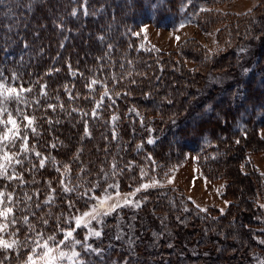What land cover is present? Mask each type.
I'll use <instances>...</instances> for the list:
<instances>
[{
	"label": "trees",
	"instance_id": "16d2710c",
	"mask_svg": "<svg viewBox=\"0 0 264 264\" xmlns=\"http://www.w3.org/2000/svg\"><path fill=\"white\" fill-rule=\"evenodd\" d=\"M73 9L76 16L71 15ZM87 10L94 14L84 15L83 0H0V72L9 83L15 74L20 78L17 85L32 87V93H25L30 100L47 85L48 97L40 96L39 105L25 108L37 117L39 133L29 130V147L35 144L43 155L69 164L73 180L83 185L81 191L98 184L94 195H103L102 189L113 182L104 179L113 163L123 170L115 178L119 192L128 194L150 178L161 181L192 153L205 178L225 182L223 198L229 202L223 213L214 207L201 212L181 190L140 191L139 208L119 209L106 217L102 240H89L104 246V260L89 259L93 264H252L255 256H264L256 240L264 236L256 222L264 174L251 161L252 155L264 153V0L246 15L202 17L205 25H221L214 52L196 41L173 52L149 50L141 31L144 0H87ZM245 67L251 69L241 75ZM222 75L236 82L213 83ZM92 79L106 85L115 100L113 104L104 97L95 117L91 112L103 88L101 83L91 85ZM48 104L64 107L53 110ZM9 107L15 110L17 105L10 102ZM113 115L119 117L115 123ZM85 122L89 136L84 135ZM31 158L38 163L34 154ZM142 170L147 173L143 180ZM59 175L50 164L25 172L26 180L35 176L39 182L25 184L22 190L17 185L16 193L23 196L39 189L42 201L48 191L45 181L57 187ZM72 199L81 211L94 203L77 200L75 193ZM34 210L37 216L30 221L37 230L62 239L55 231L56 217L68 212L62 195L54 205ZM46 213L47 226L37 219ZM61 226L69 227L62 220ZM129 226L133 239H116L117 228L127 233ZM17 227L20 239L31 235L26 225ZM84 231L77 230V238L83 239ZM28 251L20 249L17 255L0 250V260L7 255L4 264H22Z\"/></svg>",
	"mask_w": 264,
	"mask_h": 264
},
{
	"label": "snow or ice",
	"instance_id": "6c2138e0",
	"mask_svg": "<svg viewBox=\"0 0 264 264\" xmlns=\"http://www.w3.org/2000/svg\"><path fill=\"white\" fill-rule=\"evenodd\" d=\"M191 2V0H189ZM84 15L94 14L89 13L87 10V0H83ZM206 11V9H201ZM72 16L77 15V11L73 9ZM183 27V25H182ZM146 31V29H145ZM138 35V33H137ZM99 39L103 40L104 37L100 36ZM25 47L28 45L25 44ZM242 52L247 49H241ZM71 67V66H69ZM53 71H59V69H53ZM249 69H245L247 73ZM75 75V73H73ZM20 79L18 76L13 74L11 83L7 82V78L0 72V180L5 181L3 185H0V250L4 252L16 251L19 255L20 249H28L27 259L23 264H93V261L89 259L91 256H96L100 261L104 260L105 248L102 244L93 246L89 243L90 239L102 240L104 236L105 218L111 216L117 212L118 209L125 206L131 205L134 208H139L141 202H133L130 197H134L137 192L142 189L146 190L149 187L156 186L159 184L155 178H150V183H142L135 189L134 192L123 194V199H120L121 193L119 192V183L116 181L118 176L123 170L118 169L117 165L113 163L112 172L105 173L104 179H111L113 182L107 185V188H103V195H94L98 184H92L84 188L83 191L80 189L83 185L73 180L71 175V166L67 163L60 164L55 157L51 155H43L41 152L36 150V145L33 144L29 147V130L31 133L39 135L35 122L37 117L30 115L25 112V108L31 107L33 104L39 105V97H48V93L45 91L47 85H41V91L37 94L35 100H30L25 96V93H32V87H24L23 84L17 85L16 80ZM101 83L96 79L91 80V85ZM91 85L89 87L91 88ZM103 88V96L96 102V108L91 112L93 117L97 116L96 109L103 106L104 97H108L109 100L115 104V100L109 95V89L101 83ZM65 90L69 92V99H74L71 92L65 86ZM95 91V89H91ZM239 94V93H237ZM119 96V93H116ZM127 95V93H125ZM59 100V97H56ZM15 102L17 107L15 110L10 109L9 103ZM23 105V107H20ZM59 106L63 108V104L54 105L48 104V108H55ZM210 107V106H209ZM72 111H77L73 108ZM134 111V110H133ZM83 116L89 115L87 112L82 113ZM139 115V113H137ZM112 121L115 123L119 119L118 116L113 115ZM26 122V123H25ZM57 123L59 121H56ZM142 122V121H141ZM52 123L51 120L48 121ZM84 135L89 136L87 122H85ZM264 138V133L261 134ZM113 138H115V132H113ZM19 141V144L17 143ZM149 140L148 143H152ZM240 143L239 140L236 141ZM52 148L56 147V144L51 145ZM15 149V150H14ZM32 154L36 157L34 162L31 158ZM77 159L79 154H77ZM31 165L30 168H26L25 164ZM46 164H50L58 172L59 179L57 180V187L60 192L57 193V187L52 186L51 180H46L48 191L45 193V198L41 201L40 190L37 189L35 192L29 194L24 192L23 196L16 193V186L18 185L21 190L23 186L28 183H38L36 177L33 176L31 181H28L24 177L25 172H36L44 169ZM131 168V162L127 165ZM81 172L84 169L80 170ZM103 172L104 170L101 169ZM147 175L145 171H141V180ZM15 182V183H13ZM171 183V180L168 181ZM12 190L9 191V187ZM109 188L116 189L113 195L108 191ZM76 194V199H87L88 201H94L87 205V209L81 211L76 204V200L72 199V194ZM57 195H62V198L67 204L68 212L65 215L61 213V216L56 217L57 225L56 232L62 234V239H57L55 234L45 235L43 230L38 231L34 223L30 221V217H36L37 213L34 209H41L43 206H52L56 203ZM35 197V199H34ZM264 207V205H261ZM74 210V211H73ZM201 212L207 211L204 208H200ZM222 211V210H221ZM17 213H24L18 215ZM48 213L44 216H39L37 219L45 226L48 225V219L45 218ZM61 220L64 224H68L69 227L65 228L61 226ZM74 224V226H72ZM17 225L27 226L28 231L31 235L25 234L23 239H20L19 232L20 228ZM96 225V226H94ZM99 226V227H97ZM84 229L83 239L77 238V230ZM8 237L7 239L5 237ZM121 236L117 235L116 239H120ZM264 243V240L260 241ZM9 259L6 255L4 260ZM4 260H0V264H4ZM115 264V262H113ZM264 264V261H261Z\"/></svg>",
	"mask_w": 264,
	"mask_h": 264
},
{
	"label": "rangeland",
	"instance_id": "374dc122",
	"mask_svg": "<svg viewBox=\"0 0 264 264\" xmlns=\"http://www.w3.org/2000/svg\"><path fill=\"white\" fill-rule=\"evenodd\" d=\"M258 4L259 0H191V2L189 0H144V18L141 27L143 41L146 47L155 53L177 51L181 45L189 44L192 41H196L208 51L214 52L217 49L216 34L221 25L218 22L206 23L205 25L202 17L207 13H213L217 16L228 13L231 16H242L255 10ZM201 9H206V11H201ZM217 18L220 19L221 17ZM245 69L250 70L251 68H243L241 75L246 73ZM235 82L236 80L228 75L213 80V83ZM256 115L259 117L260 113ZM241 123L242 121H240ZM262 133H264V127L260 128V135ZM251 161L258 172L264 174V153L252 155ZM169 179L171 183L168 182ZM225 187L226 184L223 180L211 181L205 178L196 164L194 154L189 153L180 166L173 169L164 179L159 181V184L148 189H178L195 207L206 210L214 207L222 210L223 213L229 206V202L223 198ZM146 190L142 189L141 192ZM138 196L139 193L137 192L130 199L133 202L139 201ZM120 199H123V194ZM257 205L261 210V216L256 218V222L260 225L257 231L264 233V207H261L264 205V196L257 200ZM123 208L137 209L131 205ZM117 230L122 241L128 242L134 237L130 226L127 233L121 227H118ZM256 240L264 247V243H260L264 240V236L256 238ZM261 261H264V256L257 255L252 264H261Z\"/></svg>",
	"mask_w": 264,
	"mask_h": 264
}]
</instances>
